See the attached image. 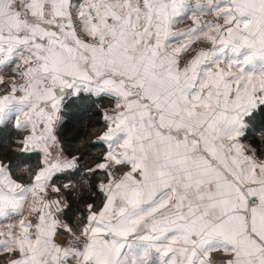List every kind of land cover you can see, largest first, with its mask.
I'll use <instances>...</instances> for the list:
<instances>
[{
  "label": "snow or ice",
  "instance_id": "6c2138e0",
  "mask_svg": "<svg viewBox=\"0 0 264 264\" xmlns=\"http://www.w3.org/2000/svg\"><path fill=\"white\" fill-rule=\"evenodd\" d=\"M5 72L0 264H264V0H0ZM81 94L114 106L75 217L54 181L87 153L56 131Z\"/></svg>",
  "mask_w": 264,
  "mask_h": 264
},
{
  "label": "trees",
  "instance_id": "16d2710c",
  "mask_svg": "<svg viewBox=\"0 0 264 264\" xmlns=\"http://www.w3.org/2000/svg\"><path fill=\"white\" fill-rule=\"evenodd\" d=\"M102 105L100 98L81 94L79 98H67L61 111L62 120L56 134L65 154L79 156L81 153H87L78 170L69 174H59L54 181L57 186L72 183L69 189L63 190L66 201L71 205L70 211L67 212L68 216L79 217L85 213L87 203L93 200L99 203L102 199L99 190L92 187L99 182V178L87 174L89 162L105 149L104 144L96 140V136L104 128ZM262 129H264V112L258 113L249 121L245 139L248 138L251 144L262 148L264 141L258 135V131ZM24 134V132L17 133L11 125L6 129L0 126V157L5 160H15L18 155L16 143ZM39 162L40 155L31 154L25 166L35 168Z\"/></svg>",
  "mask_w": 264,
  "mask_h": 264
},
{
  "label": "rangeland",
  "instance_id": "374dc122",
  "mask_svg": "<svg viewBox=\"0 0 264 264\" xmlns=\"http://www.w3.org/2000/svg\"><path fill=\"white\" fill-rule=\"evenodd\" d=\"M113 106L111 105H102L101 106V114L103 115V113H104V111L105 110H109V109H111ZM258 135H259V137H261V139L264 141V129H262L261 131H258ZM244 142L246 143V144H250L253 148H256V149H258L259 151H262V152H264V146L261 148H259L258 147V145H253V144H251L250 142H249V140H248V138L247 139H245L244 140ZM64 184H68V183H64ZM68 185H70V186H72V183H69Z\"/></svg>",
  "mask_w": 264,
  "mask_h": 264
},
{
  "label": "crops",
  "instance_id": "0c3cea01",
  "mask_svg": "<svg viewBox=\"0 0 264 264\" xmlns=\"http://www.w3.org/2000/svg\"><path fill=\"white\" fill-rule=\"evenodd\" d=\"M185 26V24H180V25H178L177 27H179V28H182V27H184ZM10 73H0V75H5V76H7V75H9ZM93 97H95V96H93ZM98 98H100L101 99V102H102V104L103 105H112V106H114V102L110 99V98H107V97H98ZM67 99V97L65 98V100ZM102 119H103V115H102ZM103 121H104V119H103ZM105 130V121H104V128H103V130L102 131H104ZM102 131L100 132V133H102ZM99 133V134H100ZM26 134V133H25ZM24 134V135H25ZM105 146V145H104ZM41 158V157H40Z\"/></svg>",
  "mask_w": 264,
  "mask_h": 264
}]
</instances>
